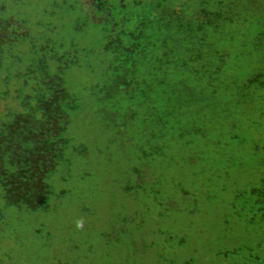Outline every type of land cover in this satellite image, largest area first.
<instances>
[{
  "label": "rangeland",
  "instance_id": "obj_1",
  "mask_svg": "<svg viewBox=\"0 0 264 264\" xmlns=\"http://www.w3.org/2000/svg\"><path fill=\"white\" fill-rule=\"evenodd\" d=\"M127 3L0 0V103L9 105L0 124L23 99L40 96L53 118L35 134L46 148L58 146L53 156L0 162V184L43 170L53 190L39 210L0 193V251L57 245L75 209L86 223L52 259L0 257V264H264V250L249 243L264 215V145L242 117L264 137V95L218 82L237 78L248 57L264 58V0H213L205 35L179 42L147 0ZM134 3L142 5L131 9L138 29L123 26ZM193 153L228 172L231 217L181 194L171 222L146 214L137 204L140 171L170 175ZM129 154L145 155L143 163Z\"/></svg>",
  "mask_w": 264,
  "mask_h": 264
},
{
  "label": "clouds",
  "instance_id": "obj_2",
  "mask_svg": "<svg viewBox=\"0 0 264 264\" xmlns=\"http://www.w3.org/2000/svg\"><path fill=\"white\" fill-rule=\"evenodd\" d=\"M147 4L149 9L155 10L157 18L165 20L164 25L170 29V39L179 42L195 41L205 35L206 17L212 10L213 0H147ZM141 7V4L134 3L127 8L123 26L133 29L141 27V19L137 20L131 10ZM234 41L238 40L228 42ZM210 54L211 52L208 53V58ZM229 81L249 96L264 95V58L248 57L242 64L237 78L218 80ZM8 110L9 105L0 103V112L6 113L7 116ZM52 118L42 97L23 99L22 110L10 119H4L3 124H0V162L9 157L18 159L27 153L43 152L47 156L55 155L58 146L46 148L41 138L35 134L37 125H47ZM144 158L145 155L139 159H133L131 156L133 163H143ZM44 175L43 170L35 174H25L20 180H17L15 175H10L0 184V193L6 194L13 203L26 200L39 210L52 202L53 190L44 180ZM140 178L143 181V194L138 197L137 204L146 214L161 222H171L174 218V199L177 194L183 195L187 200L220 205L219 213L225 217L230 218L234 212L236 196L225 186L228 172L219 167H210V160L205 155L193 153L180 156L170 175L156 169L149 174L146 169H142ZM257 217L254 226L256 235L249 243L259 251L264 250V215L259 212ZM65 224L69 233L77 235L86 228L83 218L75 214L66 216Z\"/></svg>",
  "mask_w": 264,
  "mask_h": 264
},
{
  "label": "trees",
  "instance_id": "obj_3",
  "mask_svg": "<svg viewBox=\"0 0 264 264\" xmlns=\"http://www.w3.org/2000/svg\"><path fill=\"white\" fill-rule=\"evenodd\" d=\"M131 76L129 75L127 77H131ZM120 82L121 81H118L116 83V85H118ZM206 92H208L210 95H213V93L210 90H208V89L206 90ZM109 93H110V91L108 90L104 94V96L101 98L100 104H99V110L102 108V105L104 104L105 100L107 99ZM220 99L223 102L227 103L232 109L237 111V109L233 105L229 104L228 102H226L222 98H220ZM98 115H99V111L95 114L94 121L97 120ZM242 117L244 118V120L246 121V123L250 127V129L257 136V138L260 140V142L264 145V137L260 133H258L256 130L253 129L252 125L249 123L248 119L244 115H242ZM93 129H94V126H91L90 134L92 133ZM200 135H201V138H200L201 140L200 141L203 144H205V142L207 141V136H205V133H203V132H201ZM74 214L77 215L78 214V210L75 209V213ZM69 235H70V233L67 232L66 236L68 237ZM66 238H61L57 245H54L51 248H47V249L43 250L42 252L34 251V250H25V251H21V252L0 251V257H4V258H7V259L24 260V259H32V258L39 257V256H46L49 259H52L54 253L60 248V246L64 243V240Z\"/></svg>",
  "mask_w": 264,
  "mask_h": 264
}]
</instances>
